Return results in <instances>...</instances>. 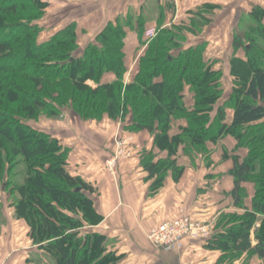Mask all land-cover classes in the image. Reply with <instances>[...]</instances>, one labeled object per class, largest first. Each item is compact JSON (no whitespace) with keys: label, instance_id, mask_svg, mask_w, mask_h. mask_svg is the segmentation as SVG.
<instances>
[{"label":"trees","instance_id":"16d2710c","mask_svg":"<svg viewBox=\"0 0 264 264\" xmlns=\"http://www.w3.org/2000/svg\"><path fill=\"white\" fill-rule=\"evenodd\" d=\"M47 8L46 0H0V182L8 195L18 196L11 207L15 219L29 227L32 245L49 254L54 264H120L122 260L107 251V237L95 230L103 220L94 207L96 191L69 174L68 149L26 124L40 115L58 118L69 110L81 121L107 117L126 123V132L153 137V148L166 156L157 158L144 151L139 157L150 197L169 174L175 181L183 175L184 168L177 164L179 152L193 165L195 154L208 156V143L233 138L234 151H245V157L231 158L229 196L242 212L220 214L206 244L220 253L216 264H235L243 255L264 264V7H253L233 35L232 91L226 100L222 72L204 58L206 45L187 46V34L199 33L215 6L206 4L192 12L188 25L163 28L159 21L128 83L124 81L126 30L135 31L142 41L140 15L135 18L129 12L107 23L79 49L73 23L40 41L43 30L37 23ZM246 20L253 21L247 30L242 27ZM240 50L244 60L236 56ZM109 74L114 80L103 83ZM186 91L192 96L191 108L185 105ZM227 109L233 111L229 124ZM177 121H185V126L171 136ZM17 158L27 167L24 183L8 189L13 177L3 182V175ZM210 164L209 159L205 166ZM245 184L253 185L250 208L245 206Z\"/></svg>","mask_w":264,"mask_h":264},{"label":"crops","instance_id":"0c3cea01","mask_svg":"<svg viewBox=\"0 0 264 264\" xmlns=\"http://www.w3.org/2000/svg\"><path fill=\"white\" fill-rule=\"evenodd\" d=\"M48 8L45 16L38 21L42 28V39H47L59 29L68 24L76 25L79 49L94 40L107 23L119 17H125L129 12L139 15L144 21V31L155 29L162 21L163 28L174 25H188L191 13L203 5L215 6V9L205 17L208 23L196 34H187L188 45L204 43L206 61L214 62L213 69L223 74V100L232 91V77L230 76L229 60L233 56V35L239 29L241 18L248 15L255 6L264 7V0H46ZM218 31L217 36L210 35ZM213 34V33H212ZM40 37V38H41ZM146 38L139 41L137 33L126 30L125 38V66L124 81L128 82L137 71V63L143 55ZM227 55V58L221 54ZM237 52L236 56L244 60V55ZM114 80L112 74L106 75L102 82ZM185 105L191 108L192 96L185 93ZM233 111L226 110V123L232 120ZM110 121V120H109ZM185 126L184 121L174 122L170 135H176L179 128ZM136 137L143 149L144 141L149 140L147 133H130ZM143 139V140H141ZM151 143V142H150ZM150 145V144H149ZM236 142L231 137H225L215 144H209L213 149L210 155L209 167L195 160L184 157L181 152L177 156V164L184 168L183 175L175 181L169 174L159 192L150 197L145 181L146 174L139 164V151L135 160L122 163L119 176H100L97 173L96 161L87 168V176H83L82 169H75L69 173L73 177H80L94 187V207L103 217L102 222L95 228L112 242L113 250L122 256L120 264H216L220 256L217 251L207 248V239L184 238L177 247L166 252L154 248L146 235L161 222L173 219L181 213H187L191 218L212 228L215 220L222 213L241 211L232 205L230 192L233 189V179L230 176L232 156L245 157V151H234ZM151 146V145H150ZM138 152V151H137ZM154 154L165 158V154L157 150ZM227 158H224V156ZM69 157V156H68ZM102 158V157H101ZM103 159V158H102ZM68 163V162H67ZM133 171V172H132ZM247 199L245 206L250 208L254 194L253 185L245 184ZM242 212V211H241ZM252 244L254 241L252 239ZM4 250L0 248V264H5ZM29 257V256H28ZM15 256L16 263L25 264L28 258L20 259ZM22 260V262H20ZM27 263V262H26ZM237 261L235 264H238ZM257 257L250 259V264H261Z\"/></svg>","mask_w":264,"mask_h":264},{"label":"rangeland","instance_id":"374dc122","mask_svg":"<svg viewBox=\"0 0 264 264\" xmlns=\"http://www.w3.org/2000/svg\"><path fill=\"white\" fill-rule=\"evenodd\" d=\"M252 25L253 21L246 20L242 27L247 30L252 28ZM213 30L214 31L211 32L210 35L215 37L217 36L218 31H215V29ZM42 38L43 37L40 38L41 42L48 39L43 40ZM225 54L226 53L221 55L227 58V55ZM241 54H243V50H240L239 55ZM133 76L134 74L128 82L132 80ZM26 124L34 130L36 129L50 135L55 138L61 146L67 148L69 151V157L67 159L68 172L74 173L76 171L75 169L81 168V174H83V176H87L85 172H87V168L91 166V162L93 161H96L97 163V173L100 176H119L120 165L135 160L140 150H142V152L154 151L153 137L150 134L142 132L149 135L148 138L151 142L150 143L148 139L145 140V146L148 145L150 149H143V147H141L142 144L140 143L139 145L137 143L139 139L131 136L129 132L123 130L126 123H121L120 121L112 122L109 121L107 117H103L99 122L81 121L78 117L72 114L71 111L65 110L58 118H47L45 115H40L35 121H30ZM209 144L211 143L207 144L209 150L207 157L206 155L200 156V154H195V160L197 159L201 161L204 165L209 161L210 155L213 151V149L208 147ZM142 152L139 154V157ZM157 158L161 157L158 155ZM12 163H14L11 167L12 169H8V171L5 170L6 173L3 175V182H7L13 177V182H10L8 189L14 184L16 186H22L26 176L27 167L21 158H17ZM17 198L18 196L15 194L8 195V193L4 191V187H2V183L0 182V202L3 206V218L2 221H0V248L4 250L6 255L5 258H9L8 261H4L6 262L5 264L16 263V260H12V258L15 259L16 255L18 257L21 256L20 259H23V257H25V259L28 258L26 261L27 263L24 262L25 264H54V261L49 254L45 251H40L37 247L32 245L28 237L29 227L26 222L21 219H15L11 205ZM231 213L241 214V211ZM193 220L199 222L196 219ZM106 246L107 251L113 252L118 256L117 252L113 250L112 242L107 241ZM20 262H22V260H20ZM238 264H250V260L246 259V256L243 255Z\"/></svg>","mask_w":264,"mask_h":264},{"label":"built area","instance_id":"2783aa9c","mask_svg":"<svg viewBox=\"0 0 264 264\" xmlns=\"http://www.w3.org/2000/svg\"><path fill=\"white\" fill-rule=\"evenodd\" d=\"M155 34V29L147 30L144 37L151 40ZM210 234L211 228L201 222L194 221L187 213H181L173 219L161 222L146 235V238L154 248L169 252L177 247L184 238L207 239Z\"/></svg>","mask_w":264,"mask_h":264},{"label":"water","instance_id":"95a60500","mask_svg":"<svg viewBox=\"0 0 264 264\" xmlns=\"http://www.w3.org/2000/svg\"><path fill=\"white\" fill-rule=\"evenodd\" d=\"M240 36H242V34H239Z\"/></svg>","mask_w":264,"mask_h":264}]
</instances>
